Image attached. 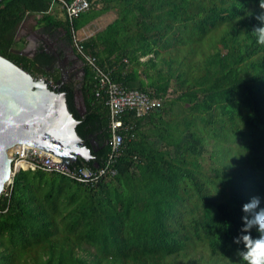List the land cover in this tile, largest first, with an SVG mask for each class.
I'll list each match as a JSON object with an SVG mask.
<instances>
[{
  "label": "trees",
  "instance_id": "1",
  "mask_svg": "<svg viewBox=\"0 0 264 264\" xmlns=\"http://www.w3.org/2000/svg\"><path fill=\"white\" fill-rule=\"evenodd\" d=\"M89 2L71 22L54 15L51 0H0V54L57 81L51 53L13 51L23 47L21 23L34 16L46 30L61 28L76 50L73 29L115 12L82 41L84 49L116 82L160 98L149 115L162 125L146 142L137 125L149 115L134 118L136 137L125 141L117 173L96 187L41 169L15 173L0 195V264H248L235 237L243 204L259 194L264 206V43L252 31L262 23L259 0ZM61 88L80 120L78 134L89 147L90 136L98 141L94 159L75 164L103 166L111 149L109 108L95 95L88 66L83 115L74 87ZM176 102L186 108L175 111ZM230 137L239 150L224 147ZM228 154L233 163L239 155L242 166L227 168Z\"/></svg>",
  "mask_w": 264,
  "mask_h": 264
},
{
  "label": "water",
  "instance_id": "2",
  "mask_svg": "<svg viewBox=\"0 0 264 264\" xmlns=\"http://www.w3.org/2000/svg\"><path fill=\"white\" fill-rule=\"evenodd\" d=\"M13 51L30 55L27 47ZM60 69L59 86L52 89L47 78L34 76L0 54V195L13 179V146L17 144L24 143L35 154L53 156L60 165L65 162L73 166L78 158L89 161L95 157L92 150H96L98 141L90 137L89 147L87 138L78 134L80 120L69 109L67 92L61 89L68 83L62 62ZM74 103L83 115L86 108L82 90L74 89ZM94 167H99L97 161Z\"/></svg>",
  "mask_w": 264,
  "mask_h": 264
},
{
  "label": "built area",
  "instance_id": "3",
  "mask_svg": "<svg viewBox=\"0 0 264 264\" xmlns=\"http://www.w3.org/2000/svg\"><path fill=\"white\" fill-rule=\"evenodd\" d=\"M56 4L60 5L71 22L90 7L89 0H51L50 9ZM76 34L78 30L73 29L76 51L85 61L95 79V95L103 99L109 108V130L112 138L111 149L105 164L97 168L76 164L68 166L65 162L60 165L53 156L35 154L23 143L13 146L16 151L12 162L13 170H15L13 176L23 169H41L47 173H58L71 180L96 187L103 178L114 176L117 173L116 162L123 152L125 141L136 137L133 119L145 117L162 106L160 98L139 89L127 88L113 80L110 72L98 64L96 56L84 49L82 43L84 39L76 37ZM37 77L47 78L52 89H57L59 86L51 76ZM12 182L13 179L8 184Z\"/></svg>",
  "mask_w": 264,
  "mask_h": 264
},
{
  "label": "crops",
  "instance_id": "4",
  "mask_svg": "<svg viewBox=\"0 0 264 264\" xmlns=\"http://www.w3.org/2000/svg\"><path fill=\"white\" fill-rule=\"evenodd\" d=\"M114 18H112V19H114ZM101 19H102V17L99 18V21ZM112 19H109L107 22H105L101 26L99 25L97 30L104 27ZM96 21H98V19ZM96 21H94L90 25H94L96 23ZM86 27L88 28L89 25H86L80 29H86ZM95 32L92 31L89 34V36L93 35ZM63 36H64V31L61 28L57 29L56 31L46 30L43 26L37 25V22H36V19L34 16H29L27 19H25L21 23V25L18 29L17 41H18V46L23 45V47H21L19 49H23L25 47L28 48V52L30 53V55H28V56H33L38 51H46L47 46L53 47V50H55L58 53V56L62 59V64L67 69L66 79L68 81V77L70 76V74H72L75 67H74V64L72 63V60L70 63L68 58L65 55H63V53L61 52L62 50L60 49L59 44L62 41ZM73 51L76 52L73 45L71 44V52H73ZM85 71H86L85 68L81 70L82 77L80 79H78L79 80L78 83H74L75 84L74 88L76 90L77 89L81 90V87L83 85V81H84V78L86 75ZM78 101H79L80 106H81L80 97H79ZM81 108H82V106H81ZM82 111H83V108H82ZM150 114H153V113H150ZM160 125H162V120H160L159 118H157L153 115H149L148 117L142 119V121L137 125L138 126L137 130H138V133L141 134L142 137H145L146 142H150V141L155 139V137H156L155 135L158 132V130H157L158 126H160Z\"/></svg>",
  "mask_w": 264,
  "mask_h": 264
},
{
  "label": "clouds",
  "instance_id": "5",
  "mask_svg": "<svg viewBox=\"0 0 264 264\" xmlns=\"http://www.w3.org/2000/svg\"><path fill=\"white\" fill-rule=\"evenodd\" d=\"M259 3L264 9V0H259ZM257 18L262 23L255 26L252 31L256 34L258 41L264 43V12L258 13ZM261 201V195L257 194L243 204L244 223L240 234L235 237L236 242L243 245L238 252L248 264H264V206ZM253 228L259 235H252Z\"/></svg>",
  "mask_w": 264,
  "mask_h": 264
},
{
  "label": "rangeland",
  "instance_id": "6",
  "mask_svg": "<svg viewBox=\"0 0 264 264\" xmlns=\"http://www.w3.org/2000/svg\"><path fill=\"white\" fill-rule=\"evenodd\" d=\"M54 15L56 16V15H59V16H64L65 15V13H64V11H63V9L60 7V5L59 4H56L55 6H54ZM114 17H116V13L115 12H110V13H107L106 15H104V16H102V19L99 21V19H98V21H96V23L94 24V25H89V27L87 28L86 27V29H79L78 30V34H76V37H78V38H80V39H85V38H88V36H89V34L92 32V31H96L97 30V28L99 27V25L101 26V25H103L105 22H107L109 19H112V18H114ZM101 18V17H100ZM98 22V23H97ZM146 59V57L145 58H143V60H145ZM38 76H40V74L38 75ZM185 109L186 108V104H182V103H180V102H176L175 103V105H174V110L176 111V110H179V109ZM214 127L216 128V125H214ZM227 135H228V132H225ZM233 138L232 137H230L228 140H226L225 142H223V144H224V147L225 148H229V149H231V151L232 152H235V151H237V150H239V148H240V146H239V142L238 141H235V140H232ZM210 140V143H208V151L210 150V152L211 151H213L215 154H214V159H216V160H219V158L221 157L220 156V153H218V151H217V148L215 149V142H213L211 139H209ZM210 152H207V154H206V156L207 157H209V154H210ZM231 154V153H230ZM230 154H228V155H225L226 156V158H225V161H227L226 163H228L227 165V168H230V169H232V170H234V169H237V168H240L241 166H242V162L241 161H239V159H240V156L239 155H236L235 156V159L234 160H237V161H235L234 163L230 160L231 158V155ZM239 158V159H238ZM220 161H222V160H220ZM249 184V183H248ZM247 184V185H248ZM6 185H8V183L6 184ZM246 185V186H247ZM243 191L245 192V189H243ZM199 252H201V250H199L198 252H197V255L199 254ZM222 263L223 264H226V262L225 261H222ZM229 264H233V263H229Z\"/></svg>",
  "mask_w": 264,
  "mask_h": 264
},
{
  "label": "flooded vegetation",
  "instance_id": "7",
  "mask_svg": "<svg viewBox=\"0 0 264 264\" xmlns=\"http://www.w3.org/2000/svg\"><path fill=\"white\" fill-rule=\"evenodd\" d=\"M59 46H60V49L62 50L61 52L63 53V55H65L68 58L70 63L72 60V63L74 64L75 69L72 72V74H70V76L68 77V83H67L68 85H71L74 87L75 86L74 83H78L79 82L78 79H80L82 77L81 70L84 68L86 69L87 65H86L85 61L81 58V56L77 53L76 50H75L76 52H74V51L71 52V44L68 43L66 41V39L63 38L62 41L60 42ZM46 51L51 53L54 56V61H53V64H52L50 70L52 72L59 73V77H60V73H61L60 65H61L62 59H60L59 56L55 55L56 51L53 50V47L47 46ZM95 136L96 135H93L94 138H95ZM90 137H92V136H90ZM106 142H109V140H106Z\"/></svg>",
  "mask_w": 264,
  "mask_h": 264
}]
</instances>
